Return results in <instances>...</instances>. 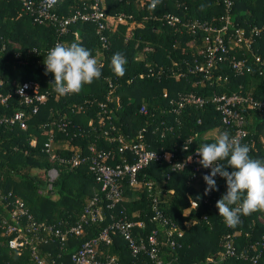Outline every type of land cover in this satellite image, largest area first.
I'll list each match as a JSON object with an SVG mask.
<instances>
[{
  "label": "trees",
  "instance_id": "16d2710c",
  "mask_svg": "<svg viewBox=\"0 0 264 264\" xmlns=\"http://www.w3.org/2000/svg\"><path fill=\"white\" fill-rule=\"evenodd\" d=\"M89 1L60 0L55 13L67 16ZM231 2V26L226 34L232 35L235 28L258 33L249 35L248 50L241 41L225 40L224 56L204 76L187 72L205 60L204 34L192 36L179 26H167L163 17L167 14L183 22L197 20L219 26L223 0H162L155 10H150V0H103L110 31L104 33L107 46L100 49V56L94 23H76L65 35L57 36L52 26L37 25L22 13L19 0H0V97L9 96L0 104V118L21 111L26 123L25 130L0 124V193L18 198L34 222L64 227L77 220L94 194L101 197L86 163L71 166L74 156L88 155V147L105 152V164L110 167L123 159L131 163L132 156L121 149L134 144L158 154L171 153L172 162L178 163L202 144L214 142L219 132L227 131L231 136L233 127L221 124L210 98L235 94L264 101V0ZM72 42L92 52L102 76L79 94L60 96L53 91L54 77L45 74L43 60L55 43ZM117 52L127 58L121 78L109 67ZM231 58L244 61L249 72L236 74L230 67ZM26 81L36 82L46 96L34 115L32 105H22L13 94L15 87ZM188 94L206 101L201 106L178 107V97ZM238 110L245 131L240 142L249 145L250 156L264 161V115L246 107ZM59 141H65L67 147L45 151V144ZM221 163L226 165V161ZM50 170L56 177L48 182ZM192 176L189 166L173 172L169 165L151 163L137 176L139 183L151 182L150 190L143 186L133 189L124 178L119 185L121 201L113 214L143 222L141 235L155 229L163 264H250L249 258L255 254H259L257 263L264 264V211L241 216L236 227H228L215 207L226 191L225 180L217 175L218 190L205 195L203 180ZM152 199L162 216L181 233L175 240L179 247L171 250L160 244L161 227L150 222ZM190 201L198 207L193 203L192 208ZM103 211L104 220L91 225L81 240L70 238L68 247L61 251L55 244L40 246L41 253L59 255L66 264L74 248L108 222ZM227 236L233 256L223 255ZM6 241L0 230V264H33L27 248L17 252L9 249ZM109 252L120 264H150L145 257L135 262L117 235L112 236Z\"/></svg>",
  "mask_w": 264,
  "mask_h": 264
},
{
  "label": "built area",
  "instance_id": "2783aa9c",
  "mask_svg": "<svg viewBox=\"0 0 264 264\" xmlns=\"http://www.w3.org/2000/svg\"><path fill=\"white\" fill-rule=\"evenodd\" d=\"M60 0H19L21 12L30 16L37 25L48 24L52 26L57 36L65 35L68 28L76 23H94L96 26L95 33L98 36L100 47L97 55L100 56V49L106 48L107 39L104 33L110 31L108 16L105 12L103 0H90L86 5H82L81 9H75L67 16L57 15L55 9ZM224 13L218 21L219 26H213L209 23L193 20L183 22L176 16L165 15L163 17L167 26H179L181 30L195 36L197 33H203V46L205 47L206 57L203 63L193 64L187 69L190 74L203 73L204 76L209 74L210 69L215 61H219L226 52V43L233 38L241 41L244 48H249V35H257V31L251 29L246 31L243 28H235L232 35H227V27L230 24V8L231 0H223ZM120 19V17H117ZM56 44V43H55ZM258 62V58H254ZM196 63V62H194ZM231 69L238 75L248 73L250 68L244 64L242 60L231 58L229 60ZM38 84L34 81H26L16 86L13 94L18 98L22 105H32L31 114L34 115L38 107L43 105L46 96L39 92ZM9 96L0 97V104H4ZM165 97V95H163ZM206 100L193 95L179 96L177 105L192 104L201 106ZM210 102L214 105V109L218 112L220 122L225 127H233L232 135L242 140L245 131L243 129L244 118L238 108L246 107L256 110L264 115V101L254 100L249 96L243 97L235 94L231 95H212ZM140 112L144 113L141 108ZM15 125L19 130L26 129L24 113L16 111L9 117L0 118V124ZM120 142V140H119ZM45 151L50 150V143L45 144ZM88 155L83 158L74 156L71 160V166L86 163L87 170L91 173L94 183L98 187L101 194L99 198L94 194L89 199L79 214L77 220L72 225L64 227H56L53 225H45L36 223L31 219L23 203L10 194L3 195L0 193V230L7 237L6 245L11 250L20 252L21 249L27 248L29 259L33 264H63L59 259L60 256H52L51 253H41L40 246L58 245V250H65L69 245V239L81 240L91 225L104 220L105 215L103 209L107 212L108 222L91 238L81 241L73 252L68 256L66 264H120L116 255L109 252L112 245V236L117 235L125 243L129 256L136 262L141 257H145L150 264H163L161 253L158 248V234L155 229H151L145 235H141L145 225L143 222H132L126 220L123 216L117 217L113 214V208L121 201L120 183L126 178L128 185L137 189L140 186L147 187L148 191L151 182L139 183L138 173L151 163H164L170 166L171 171L182 168L177 164H183L191 167L193 171L192 179H202V177L210 172V169L202 168L197 161L199 157L196 151L189 154L184 161L173 163V155L171 153H156L148 151L142 144L123 145V151L128 152L132 156V162L127 163L122 160L121 164L110 167L105 164L108 159L107 154L102 151H96L93 147H88ZM155 154V157H154ZM167 157V158H166ZM191 157V161L187 160ZM50 155V159H52ZM54 173L52 176L51 173ZM48 182L56 177L54 170H50L46 174ZM49 190L50 187L48 186ZM102 204L104 208L102 209ZM151 217L150 222L157 223L161 227V242L165 248L174 249L179 247L176 239L181 233L176 227L165 219L157 208L155 199L151 201ZM121 214V212L119 213ZM264 247V244L261 245ZM223 255L233 256V248L231 239L227 236L223 242ZM259 254L249 258L250 264H258Z\"/></svg>",
  "mask_w": 264,
  "mask_h": 264
},
{
  "label": "clouds",
  "instance_id": "9594fccd",
  "mask_svg": "<svg viewBox=\"0 0 264 264\" xmlns=\"http://www.w3.org/2000/svg\"><path fill=\"white\" fill-rule=\"evenodd\" d=\"M162 0H150V10H155ZM45 74L51 73L53 91L60 95L79 94L85 85L102 76V69L92 52L79 43H56L43 60ZM127 58L114 53L110 70L118 78L126 73ZM156 154V153H155ZM154 154V157H155ZM197 163L210 172L202 177L205 195L217 191L215 177L223 178L225 193L216 201L218 215L228 227H236L241 216L264 211V161L250 156V147L227 131L219 132L214 142L204 143L196 149ZM167 158V157H166ZM191 157L187 160L190 162ZM226 161L225 163H221ZM177 166L184 167L183 164ZM191 204L197 202L190 201Z\"/></svg>",
  "mask_w": 264,
  "mask_h": 264
},
{
  "label": "crops",
  "instance_id": "0c3cea01",
  "mask_svg": "<svg viewBox=\"0 0 264 264\" xmlns=\"http://www.w3.org/2000/svg\"><path fill=\"white\" fill-rule=\"evenodd\" d=\"M67 147V143L65 142V141H59V142H57V143H53L52 145H51V148L53 149V148H60V149H65ZM190 206L193 208L194 207V204L192 203L191 204V202H190ZM209 261V260H208Z\"/></svg>",
  "mask_w": 264,
  "mask_h": 264
},
{
  "label": "rangeland",
  "instance_id": "374dc122",
  "mask_svg": "<svg viewBox=\"0 0 264 264\" xmlns=\"http://www.w3.org/2000/svg\"><path fill=\"white\" fill-rule=\"evenodd\" d=\"M14 48H16V46L14 45L13 46ZM51 173V175L53 176L54 175V173H52V172H50ZM39 175H41V173H39Z\"/></svg>",
  "mask_w": 264,
  "mask_h": 264
}]
</instances>
